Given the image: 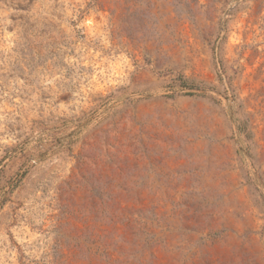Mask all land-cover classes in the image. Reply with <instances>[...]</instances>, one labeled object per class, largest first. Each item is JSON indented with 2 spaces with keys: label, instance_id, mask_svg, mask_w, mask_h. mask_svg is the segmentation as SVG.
<instances>
[{
  "label": "rangeland",
  "instance_id": "rangeland-1",
  "mask_svg": "<svg viewBox=\"0 0 264 264\" xmlns=\"http://www.w3.org/2000/svg\"><path fill=\"white\" fill-rule=\"evenodd\" d=\"M0 264H264V0H0Z\"/></svg>",
  "mask_w": 264,
  "mask_h": 264
},
{
  "label": "trees",
  "instance_id": "trees-1",
  "mask_svg": "<svg viewBox=\"0 0 264 264\" xmlns=\"http://www.w3.org/2000/svg\"><path fill=\"white\" fill-rule=\"evenodd\" d=\"M182 82V87L183 88H186V90H189L187 93V95H191L192 94V90H194V87L193 85H191L189 82H186V81H181Z\"/></svg>",
  "mask_w": 264,
  "mask_h": 264
}]
</instances>
